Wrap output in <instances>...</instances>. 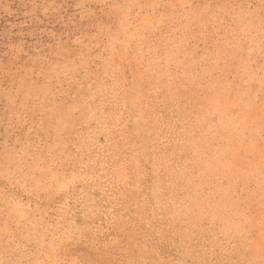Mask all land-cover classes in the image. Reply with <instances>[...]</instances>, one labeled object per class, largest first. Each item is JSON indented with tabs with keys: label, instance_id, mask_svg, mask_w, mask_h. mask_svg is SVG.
<instances>
[{
	"label": "rangeland",
	"instance_id": "rangeland-1",
	"mask_svg": "<svg viewBox=\"0 0 264 264\" xmlns=\"http://www.w3.org/2000/svg\"><path fill=\"white\" fill-rule=\"evenodd\" d=\"M0 264H264V0H0Z\"/></svg>",
	"mask_w": 264,
	"mask_h": 264
}]
</instances>
